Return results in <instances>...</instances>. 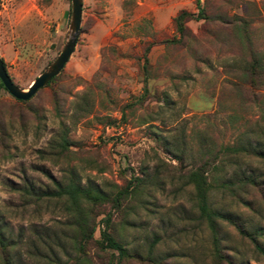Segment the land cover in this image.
I'll use <instances>...</instances> for the list:
<instances>
[{
    "label": "rangeland",
    "instance_id": "rangeland-1",
    "mask_svg": "<svg viewBox=\"0 0 264 264\" xmlns=\"http://www.w3.org/2000/svg\"><path fill=\"white\" fill-rule=\"evenodd\" d=\"M200 1L207 14L243 16L264 56V0ZM182 8L197 9L194 0H81L73 49L28 98L31 109L0 85L8 133V152L0 150V230L12 264H71L81 256L71 242L73 216L60 201L17 189L51 188L69 168L81 184L109 193L113 182L142 175L137 196L95 209L93 237L107 211L136 254L119 264H214L210 231L184 178L209 150L220 162L209 205L254 231L264 249V83L242 79V47L228 21L188 18L179 37L171 18ZM69 15L70 0H0V57L16 85L25 88L57 55ZM62 131L64 155L54 147ZM224 145L243 150L224 152ZM216 229L232 263L264 264L233 224L217 219ZM85 249L86 264L116 260L114 249L98 250L93 241Z\"/></svg>",
    "mask_w": 264,
    "mask_h": 264
},
{
    "label": "trees",
    "instance_id": "trees-1",
    "mask_svg": "<svg viewBox=\"0 0 264 264\" xmlns=\"http://www.w3.org/2000/svg\"><path fill=\"white\" fill-rule=\"evenodd\" d=\"M196 5V12L188 11L186 9H179L171 18V23L174 30L179 34V37L186 35L185 21L188 18H203V19H218L221 22H229L234 28L239 43L242 47V65L241 73L244 82L251 85V87H261L264 83V56L258 52L252 45V40L249 35L247 20L238 14H232L229 17L226 14H207L204 11L202 1L194 0ZM264 8V1L262 3ZM144 63H146V57H144ZM4 66V63L2 61ZM5 67V66H4ZM56 75V74H55ZM54 75V76H55ZM51 77L45 84L51 81ZM2 86V83L0 82ZM40 88V87H39ZM250 88V87H249ZM38 89V88H37ZM36 89V90H37ZM35 90V91H36ZM147 89L143 85L142 92L135 99L136 102H140L144 97ZM29 98V97H28ZM26 99H18L25 104L27 108L30 106L26 103ZM132 104V103H131ZM131 104L127 106H131ZM31 109V108H30ZM264 120V113L262 114ZM7 130L0 121V150L2 155H6L8 150L6 147ZM69 141L62 131L54 144L56 148V154L64 155L68 150ZM224 152L233 153L243 150L240 145H224ZM220 168L219 153L217 151L209 150L207 157L203 158L194 167L188 169L184 178L186 183L191 184L193 188L195 206L198 217L203 220L207 228L210 231L212 242V259L214 264H221L224 260L229 264L232 263L230 259L222 252L219 246V238L216 229V220L224 219L237 229V231L246 236L253 242L263 254L264 249L257 243L256 234L254 231H249L242 227L235 219L229 215L221 213L213 209L208 203V193L212 187L217 183L216 172ZM68 176L65 179L52 178L51 188H33L31 185L27 187H19L23 194H29L34 198H53L60 201L61 206L73 216V234L71 236V242L74 248L80 253V257L73 261L71 264H86V244L87 241H93L98 250H104L106 248H112L116 252V260L114 264H119L123 260H129L132 256L136 255L127 249L124 240L118 233L116 227L110 220V214L106 211L101 217L102 227L98 231V237H93L95 229L94 218L97 213L96 207L108 203L114 208H120L122 202L128 199L130 196H137L145 184L142 175H130L127 179H124L122 183H112L114 191L106 192L94 183L81 184L79 179L72 174L71 169H67ZM252 182V179H249ZM10 242L8 238L0 230V264H12L10 256ZM85 261V262H84Z\"/></svg>",
    "mask_w": 264,
    "mask_h": 264
},
{
    "label": "water",
    "instance_id": "water-1",
    "mask_svg": "<svg viewBox=\"0 0 264 264\" xmlns=\"http://www.w3.org/2000/svg\"><path fill=\"white\" fill-rule=\"evenodd\" d=\"M81 0H70V15L68 21V33L57 55L42 69L25 88L16 85L8 75L2 64L0 57V82L2 86L17 99H26L30 97L37 88L44 85L51 77H53L63 66L67 60L71 50L73 49L80 22Z\"/></svg>",
    "mask_w": 264,
    "mask_h": 264
}]
</instances>
